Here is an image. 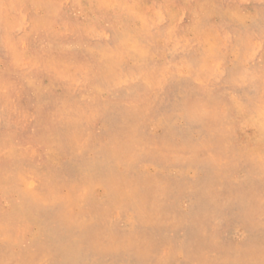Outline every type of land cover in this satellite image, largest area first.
Wrapping results in <instances>:
<instances>
[{"label": "rangeland", "instance_id": "374dc122", "mask_svg": "<svg viewBox=\"0 0 264 264\" xmlns=\"http://www.w3.org/2000/svg\"><path fill=\"white\" fill-rule=\"evenodd\" d=\"M8 2L0 264H54L82 229L103 248L92 264H264V0ZM102 115L143 122L115 142Z\"/></svg>", "mask_w": 264, "mask_h": 264}, {"label": "bare ground", "instance_id": "6f19581e", "mask_svg": "<svg viewBox=\"0 0 264 264\" xmlns=\"http://www.w3.org/2000/svg\"><path fill=\"white\" fill-rule=\"evenodd\" d=\"M7 2V0H3V1H0V20L6 15V13H7V11L11 8L10 7V3L8 2V3H6ZM14 6V5H13ZM41 48V47H40ZM39 48V49H40ZM39 52L41 51V50H38ZM39 52L38 53H36L33 57L35 58V59H38L39 60V62H40V60H42L43 58L40 56V55H38L39 54ZM45 53V52H44ZM52 54V53H51ZM148 54H149V52H148ZM150 55V54H149ZM47 56V55H46ZM45 56V57H46ZM49 56V55H48ZM148 56V55H147ZM29 57H31V56H29ZM155 58V57H154ZM30 59V58H29ZM34 59V60H35ZM50 59H52V57L50 58ZM50 61V60H49ZM37 62V61H36ZM43 62H44V59H43ZM47 62V61H46ZM114 62V61H113ZM118 62V61H117ZM116 62V63H117ZM34 63V62H33ZM32 63V64H33ZM41 63V62H40ZM120 63V62H119ZM29 64H30V62H29ZM48 64V63H47ZM45 65V64H44ZM49 65H50V63H49ZM106 65V64H105ZM121 65V64H120ZM32 66V65H31ZM47 66V65H46ZM115 66V65H114ZM107 67V66H106ZM117 67H119L118 66V64H116V66H115V68H117ZM122 67V66H121ZM41 68H42V65H41ZM124 68V67H123ZM37 69V68H36ZM108 69V68H107ZM44 70V69H43ZM56 70V69H55ZM92 70V69H91ZM117 70H119V71H121L122 69H117ZM45 72V71H44ZM115 72V71H114ZM118 72V71H117ZM96 73V72H95ZM99 73V72H98ZM100 73H101V71H100ZM159 73V72H158ZM46 74V73H45ZM118 74V73H117ZM47 75V74H46ZM100 75V74H99ZM113 75H115V74H113ZM121 75V74H120ZM119 75V76H120ZM159 75H161L162 76V74L160 73ZM93 76H94V74H93ZM92 76V77H93ZM109 75H107V77H108ZM125 75H123V77H124ZM130 76V75H129ZM158 76V75H157ZM98 77V76H97ZM114 77V76H113ZM120 77H122V76H120ZM132 77H134V76H131V78ZM111 78H112V75H111ZM119 78V77H118ZM125 79H129V78H126V77H124ZM159 78H160V76H159ZM100 79V78H99ZM112 80V79H111ZM120 80V78L118 79V81ZM95 81V80H94ZM115 81V80H114ZM117 81V80H116ZM72 83H75V82H72ZM96 83V82H95ZM99 83V82H98ZM121 83H122V80H121ZM110 84H111V82H110ZM117 83H115V85H116ZM120 84V83H119ZM32 85V84H31ZM68 85V84H67ZM73 85V84H72ZM72 85L70 86V87H72ZM97 85V84H96ZM176 82L175 81H171L170 83H169V89H173V90H175V88H176ZM29 86V85H28ZM95 86V85H94ZM93 86V87H94ZM34 87V86H33ZM98 87V86H97ZM68 89H69V86L67 87ZM96 88V87H95ZM72 89V88H71ZM68 91V90H67ZM71 95H72V93H71ZM233 96V95H232ZM66 97H67V95H66ZM176 101H178V100H176ZM177 104V103H176ZM175 104V105H176ZM232 104V103H231ZM240 104V103H239ZM103 112V111H102ZM96 113V112H95ZM100 112H98V114H99ZM100 114H102V113H100ZM94 115H97V114H94ZM103 116V115H102ZM148 116V115H147ZM175 116V115H174ZM176 116H178V115H176ZM97 118V117H96ZM98 118H99V116H98ZM149 118V117H148ZM152 119V118H151ZM101 121H102V124H103V127H104V129L105 130H107V128H108V130H107V132L111 129V127H115V135H114V137L112 138V141H115V142H118L119 141V138H121L122 137V133H123V131H125V130H132L133 128H136L137 127V125L138 124H142V122H143V118H141V117H139V116H137V115H128V116H126L125 118H120V117H118V119L117 120H115V121H117L116 122V125L115 126H113L112 124V122L114 121V120H110V121H108L107 120V117H105V116H103V117H101V119H100ZM165 120V119H164ZM262 120V119H261ZM162 121V120H161ZM166 121H168V119L166 120ZM231 121V120H230ZM259 121V120H258ZM145 123V122H144ZM161 124V123H160ZM173 124H175V122L173 123ZM145 125V124H144ZM166 125H167V123H166ZM259 125V124H258ZM75 126H78V125H75ZM146 127H147V125H145ZM144 127V126H143ZM228 127V126H227ZM68 128V127H67ZM142 129V128H141ZM104 130V131H105ZM261 130V129H260ZM261 132H263V130H261ZM174 133H176V132H172V134H174ZM241 134V133H240ZM107 135V134H106ZM242 135V134H241ZM177 137V136H176ZM54 138H55V136H54ZM70 138V137H69ZM168 138V137H167ZM172 138H170V140H171ZM248 139V138H247ZM99 140H101V139H97V143H95L96 145H111V144H109V143H105V144H103V143H101ZM109 140V139H108ZM250 140V139H249ZM111 141V140H110ZM248 141V140H247ZM168 142V141H167ZM110 143H113V145H114V142H110ZM123 143V142H122ZM128 143H129V141H128ZM248 143V142H247ZM247 143H246V145H247ZM82 144V143H81ZM131 144H133V143H131ZM253 144V143H252ZM137 145V144H136ZM200 145H202V144H200ZM102 147L103 146H99V149H102ZM115 148V147H114ZM98 149V150H99ZM253 150H255V149H253ZM32 151V150H31ZM46 151V150H45ZM53 151V150H52ZM105 153V152H104ZM106 153H108V151L106 152ZM48 154V153H47ZM55 155V154H54ZM51 157H53V155L51 156ZM106 157L107 158H105L106 160H108L110 163H112V160L114 159L116 162H120V163H123V164H126V165H130V164H134L133 162V158H132V154H128V155H119V154H117L114 150L112 151V150H110L109 151V153H108V155H106ZM55 158V157H54ZM62 158V157H61ZM192 158H189L188 159V161H190ZM51 160V159H50ZM54 160H56V159H54ZM61 163V162H60ZM89 163V162H88ZM62 164H64V163H62ZM81 164H83V163H81ZM117 164V163H116ZM116 164H115V166H116ZM61 165V164H60ZM86 166H88V165H86ZM107 167L108 166H106L104 169L105 170H108L107 169ZM111 168H113L114 167V165H112L111 164V166H110ZM120 167V166H119ZM118 167V168H119ZM14 168V167H13ZM111 168H109V169H111ZM77 169H78V167H77ZM80 169H81V167H80ZM101 169H103V168H101ZM156 169V168H155ZM78 173H80L79 171H77ZM86 172V171H85ZM88 172V171H87ZM129 172V171H128ZM89 173V172H88ZM106 173V172H105ZM85 174V173H84ZM83 174V175H84ZM181 174V173H180ZM85 175H87V174H85ZM178 175V174H177ZM58 176V175H57ZM185 176V175H184ZM100 177V176H99ZM178 177V176H177ZM179 177H180V175H179ZM4 179V178H3ZM107 181V195L108 196H110V197H116L117 196V194H119L120 192H121V185H119V184H114V183H112L113 182V180H106ZM106 183V182H105ZM2 184V183H1ZM253 187V186H252ZM255 187V186H254ZM258 187V186H257ZM90 190V189H89ZM89 194H90V192H89ZM88 194V195H89ZM99 194V193H98ZM103 198H104V196H102ZM88 198V197H87ZM99 198V197H98ZM214 200H212L211 201V203L213 202ZM99 203H100V201H98ZM21 203V202H20ZM43 203V202H42ZM41 203V204H42ZM18 204V203H17ZM24 204V203H23ZM38 204V203H37ZM58 204V203H57ZM101 204V203H100ZM39 205V204H38ZM43 205H44V203H43ZM139 205V204H138ZM210 205V204H209ZM12 206V205H11ZM15 206V205H14ZM263 206V205H262ZM17 207V206H16ZM26 207V206H25ZM12 208V207H11ZM20 208V207H19ZM140 209V208H139ZM138 209V210H139ZM143 208H141V210H142ZM257 209V208H256ZM7 210V209H6ZM12 210H14V209H12ZM17 210V209H16ZM146 210V209H145ZM194 210V209H193ZM7 211H9V210H7ZM20 211V210H19ZM37 211V210H36ZM49 211H51V210H49ZM136 211H137V209H136ZM191 211H192V209H191ZM256 211V210H255ZM258 211V210H257ZM25 212V211H24ZM62 212V211H61ZM68 212H69V210H68ZM103 212H104V210H103ZM138 212V211H137ZM197 212H198V210H197ZM252 212H254L253 210H252ZM2 212H1V209H0V214H1ZM23 213V212H22ZM45 213V212H44ZM105 213H107V212H105ZM139 213H141V212H139ZM162 213V212H161ZM187 213V212H186ZM191 213V212H190ZM249 213H251V211L249 212ZM255 213V212H254ZM26 214V213H25ZM63 214H64V212H63ZM110 214V213H109ZM166 214V213H165ZM164 214V215H165ZM169 214V213H168ZM248 214V213H247ZM48 215V214H47ZM65 215V214H64ZM104 215V214H103ZM143 215V214H142ZM145 216H146V214H144ZM148 215V214H147ZM170 215V214H169ZM183 215V214H182ZM188 215V214H187ZM194 215V214H193ZM200 215V214H199ZM105 216H106V214H105ZM141 216V215H140ZM144 216V217H145ZM152 215H150V217H151ZM159 216V215H158ZM162 216V215H161ZM196 216V215H195ZM23 217V216H22ZM25 217V216H24ZM26 217H28V216H26ZM33 217V216H32ZM35 217V216H34ZM164 217H166V216H164ZM162 218V220H164V221H166V219H168L167 217H166V219L165 218ZM45 218V217H44ZM139 218V217H138ZM155 218V217H154ZM171 218H172V216H171ZM21 219V218H20ZM19 219V220H20ZM23 219H26V218H23ZM33 219V218H32ZM131 219V218H130ZM129 219V220H130ZM140 219V218H139ZM188 219V218H187ZM47 220V219H46ZM85 220V219H84ZM137 220V219H136ZM35 221V220H34ZM40 221V220H39ZM48 221H50V220H48ZM135 221V220H134ZM147 221V220H146ZM155 221V220H154ZM22 222V221H21ZM34 223V222H33ZM47 224V223H46ZM154 223H153V220H152V222L150 223V226H148V227H150L149 229L152 231L153 229H154V225H153ZM252 225H254V224H252ZM36 226V225H35ZM40 226H42V225H40ZM46 226V225H45ZM48 226V225H47ZM256 226H258V224L256 225ZM32 227V226H31ZM35 229V228H34ZM255 229H257L256 227H255ZM175 230L177 231V232H179V230H181V228H174L173 229V231L172 230H170L172 233H174L175 232ZM33 231V230H32ZM33 232H35V230L33 231ZM37 232V231H36ZM44 232H46V231H44ZM49 232V231H48ZM47 232V233H48ZM86 232V230H84V229H82V230H80V231H78V232H76L77 233V237L78 238H75L70 232L68 233V235H66V234H64L63 236V239L65 240V242L67 243V245L65 246L64 245V247L63 248H61L59 251H56V253L57 254H61L60 256H62L61 257V259H59L58 261H60V262H58V261H56L54 264H92V262H91V260H92V258L93 257H98V256H101L100 255V253H101V251L100 250H103V248H96V247H94V246H92L91 245V243H89V242H87V240L86 239H88L87 237L88 236H90V235H88V234H86L85 233ZM241 232V231H240ZM239 232V233H240ZM46 233V234H47ZM171 233V234H172ZM34 234V236H35V233H33ZM32 234V235H33ZM40 234H41V232H40ZM42 234H44L43 232H42ZM237 235H238V233H237ZM240 235H242V234H240ZM31 236V235H30ZM48 236L51 238V239H54L55 237H57V232L55 231V230H53V231H51L50 233H48ZM29 237V236H28ZM44 237V236H43ZM238 237V236H237ZM31 238H32V236H31ZM90 238V237H89ZM97 238V237H96ZM95 238V239H96ZM243 238V237H242ZM259 238V237H258ZM262 238V237H261ZM28 239H30V238H28ZM34 239V238H33ZM36 239V238H35ZM98 239V238H97ZM264 239V238H263ZM32 240V239H31ZM48 240V239H47ZM67 240H69L70 242H67ZM89 240V239H88ZM234 240V239H233ZM242 240V239H241ZM33 241V240H32ZM99 241V240H98ZM236 241V240H235ZM243 241V240H242ZM248 241V240H247ZM258 241V240H257ZM38 242V244H39V241H37ZM246 242V241H245ZM244 242V243H245ZM238 243V242H237ZM236 243V244H237ZM251 243V242H250ZM261 244H262V242H260ZM27 244H29V242L27 243ZM84 244H86V245H84ZM240 244V243H239ZM243 244V243H242ZM246 244H248L249 245V243L247 242ZM30 246H32V244H30ZM124 246H127V244L126 245H124ZM240 246H242V245H240ZM250 246V245H249ZM34 247V246H33ZM123 247V246H122ZM128 248H129V245L127 246ZM248 247V246H247ZM37 248V247H36ZM194 247H192V246H188V247H186V249H187V254H191L192 253V251L194 252V249H193ZM243 248H245V247H243ZM251 248H252V246H251ZM46 249V248H45ZM239 250H242L241 248H238ZM246 249V248H245ZM254 249V248H253ZM263 249H264V247H263ZM125 250H130V249H126L125 248ZM250 250V249H249ZM113 251V250H112ZM248 251V250H247ZM257 251H258V249H257ZM261 251V250H260ZM108 252H110V251H107V254H108ZM246 252V251H245ZM250 252V251H249ZM255 252V251H254ZM253 252V253H254ZM111 254H113L114 253V251L113 252H110ZM143 253V252H142ZM141 253V254H142ZM149 253V252H148ZM239 253V252H238ZM243 253V252H242ZM257 253V252H256ZM250 254H251V252H250ZM143 255V254H142ZM142 255H141V257H140V259L139 260H137V263L136 264H141L142 263V261L144 260L143 259V257H142ZM236 255V254H235ZM238 255V254H237ZM245 255H246V253H245ZM244 255V256H245ZM258 255V254H257ZM256 255V256H257ZM57 256H59V255H57ZM241 256V255H240ZM243 256V255H242ZM243 256V257H244ZM254 256H255V254H253V256H252V258H254ZM259 257L261 256V255H258ZM17 257V256H16ZM102 257V256H101ZM233 257H235V256H233ZM237 257V256H236ZM250 257V256H249ZM258 257V258H259ZM262 257V256H261ZM264 257V256H263ZM262 257V258H263ZM175 258V257H174ZM239 258V257H238ZM54 259H57V257L55 258L54 257ZM225 259V258H224ZM223 259V260H224ZM244 259H247V258H244ZM250 260H251V258H249ZM257 259V258H256ZM260 259V258H259ZM36 260H38V259H36ZM47 260H48V257H44V258H41V261L42 262H44V263H46L47 262ZM235 260V259H234ZM239 260V259H238ZM248 260V259H247ZM255 260V259H254ZM20 261V260H19ZM245 260H243V262H244ZM260 261H261V259H260ZM248 262V261H247ZM256 262V261H255ZM263 262V261H262ZM38 264V263H37ZM47 264H51L50 263V261L47 263ZM243 264V263H242ZM255 264V263H254Z\"/></svg>", "mask_w": 264, "mask_h": 264}]
</instances>
